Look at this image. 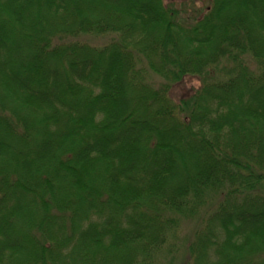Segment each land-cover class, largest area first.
<instances>
[{
    "label": "trees",
    "instance_id": "16d2710c",
    "mask_svg": "<svg viewBox=\"0 0 264 264\" xmlns=\"http://www.w3.org/2000/svg\"><path fill=\"white\" fill-rule=\"evenodd\" d=\"M174 1L0 0V264H264V0Z\"/></svg>",
    "mask_w": 264,
    "mask_h": 264
},
{
    "label": "rangeland",
    "instance_id": "374dc122",
    "mask_svg": "<svg viewBox=\"0 0 264 264\" xmlns=\"http://www.w3.org/2000/svg\"><path fill=\"white\" fill-rule=\"evenodd\" d=\"M174 2L176 3V6L181 7L184 10L185 15L189 17L197 16L209 4V0L182 1L183 2L182 5L179 4L178 1H174ZM190 84H193V82H191Z\"/></svg>",
    "mask_w": 264,
    "mask_h": 264
}]
</instances>
